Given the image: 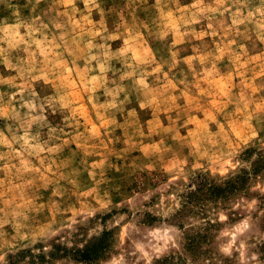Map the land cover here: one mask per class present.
<instances>
[{"label": "rangeland", "instance_id": "rangeland-1", "mask_svg": "<svg viewBox=\"0 0 264 264\" xmlns=\"http://www.w3.org/2000/svg\"><path fill=\"white\" fill-rule=\"evenodd\" d=\"M258 154L264 0H0V264H264Z\"/></svg>", "mask_w": 264, "mask_h": 264}, {"label": "trees", "instance_id": "trees-1", "mask_svg": "<svg viewBox=\"0 0 264 264\" xmlns=\"http://www.w3.org/2000/svg\"><path fill=\"white\" fill-rule=\"evenodd\" d=\"M250 151L245 153L249 157ZM264 172V154H258L257 159L250 164L249 169H242L240 173L231 176L219 183L210 182L206 177L196 176L188 190L182 195L180 210L172 217L175 225L179 220L195 212H201L205 203L226 201L238 192L245 189L249 179ZM109 231H104L100 236L92 238L83 248L72 253V259L81 263H94L103 258L109 249ZM193 246V244H189ZM32 259L37 256H31Z\"/></svg>", "mask_w": 264, "mask_h": 264}]
</instances>
